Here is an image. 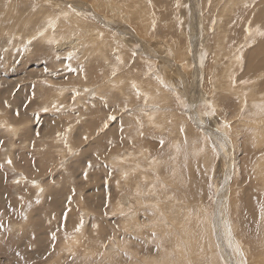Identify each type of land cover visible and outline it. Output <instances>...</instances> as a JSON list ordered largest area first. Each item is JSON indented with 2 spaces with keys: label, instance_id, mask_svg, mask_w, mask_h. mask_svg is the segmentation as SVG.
Here are the masks:
<instances>
[{
  "label": "rangeland",
  "instance_id": "obj_1",
  "mask_svg": "<svg viewBox=\"0 0 264 264\" xmlns=\"http://www.w3.org/2000/svg\"><path fill=\"white\" fill-rule=\"evenodd\" d=\"M232 1L0 0V162L13 161L0 171V264H17V252L29 264H264V104L252 103L264 98V36L245 32L259 26L249 15L260 0ZM206 101L215 116L202 115ZM33 179L46 188L39 204ZM182 209L191 214L179 221Z\"/></svg>",
  "mask_w": 264,
  "mask_h": 264
},
{
  "label": "snow or ice",
  "instance_id": "obj_2",
  "mask_svg": "<svg viewBox=\"0 0 264 264\" xmlns=\"http://www.w3.org/2000/svg\"><path fill=\"white\" fill-rule=\"evenodd\" d=\"M68 7L70 8L71 5H68ZM50 23H51V21H50ZM154 26L155 25L153 24V27ZM245 32L248 35H252L253 33H255L256 35L264 36V31H261L260 26H257L256 28H246ZM39 35H42V33H40ZM35 38L36 37H33V39H35ZM136 47L138 48L139 46L137 45ZM138 54H139L138 51L133 50L131 52V57L134 59ZM116 60H117V62L119 64H124L125 63L124 61H122L120 59L119 56H116ZM45 71H47V69H45ZM112 75L113 76L116 75V70L115 69H113ZM156 79L158 80V82L163 84V81L160 80L159 77H156ZM131 88L135 92L136 97L139 99L141 97L142 93L139 91V89H138V87H137L135 82L131 83ZM84 91L87 92L89 90L88 89H84ZM77 95H79V92L73 90L72 99L75 100ZM146 100H147V98L145 97V102H146ZM177 100L179 101V98H177ZM5 103H7V102H5ZM105 106H107V105H105ZM62 107H63V105H59V107H58L55 103L52 104V108L55 109L56 111H59V109L62 108ZM185 107H187V106L185 105ZM204 108H205V110L202 112L203 116H205V117L215 116L216 112H215V109H214V107H213L211 102L206 101L205 105H204ZM41 111L42 112H48L49 109L47 107H43L41 109ZM123 111H125L127 113H131L132 110L129 109L125 105ZM141 111H143V109H141ZM16 115L19 116V112H17ZM35 116H36V120L39 121V114H35ZM116 118L117 117L115 115H108L107 121H114V120H116ZM137 122L139 123V121H137ZM201 123H203V121H201ZM108 126H109V124L107 122H105L103 124V128L101 129V131L104 128H107ZM222 126L224 128H229L230 124L225 120V121H222ZM0 127H3V125H0ZM141 127H142V125H141ZM69 130L70 129H66L65 131H69ZM121 131H123V129H121ZM180 131H181V133H183V131H184L183 126H181ZM216 132L219 133L220 129L219 128L216 129ZM36 135H37V137L40 135L39 131L36 132ZM57 135H59V133ZM140 135L141 136L144 135L143 131H140ZM84 139L87 140L88 137L85 136ZM228 142H229L228 141V136L225 133L220 139V147L223 148L224 145L226 143H228ZM109 143H111V141H109ZM160 143H161V145H163V143H164L163 139L160 140ZM3 144H4V141L0 140V145H3ZM65 147H67V139H66V137H65ZM213 152H215V147H213ZM69 154H72V150L71 149H69ZM61 163H63V162H61ZM12 164H13V161H12V159L10 157L5 158L3 162H0V171H2L4 169L5 165H8L9 167H11ZM88 167H92L91 162H89ZM13 171H14V169H13ZM84 177H85V179H87V171L84 172ZM25 181H27V178H25ZM13 182L15 184H20V180L19 179H15ZM30 183H31L32 187L39 188V185L37 184V181L35 179L31 180ZM209 188H211V185H209ZM39 192H43V188H39ZM17 199L21 203H23V201H24V197L23 196H18ZM209 199H212L211 195L209 196ZM68 200L70 202L71 201V197H69ZM36 203L39 204L40 200L37 199ZM220 203H221V217H222L223 216V202H220ZM29 207H31V203H29ZM7 209H8L9 212L15 211V209L10 204L7 206ZM0 215H2V213H0ZM21 215L23 216L24 214L21 213ZM121 215H123V213H121ZM52 218L55 219V215H53ZM62 218L64 220H67V218H68V210L67 209L62 212ZM24 219H27V216H24ZM224 223H225V233H226V236L228 238V248L231 249L233 252H235L236 255L242 257L243 256V252L241 250L240 244L238 242H235L234 239H233L231 225L227 221H225ZM83 226H84V221H83V218H81L80 222L77 225H75L74 231L79 232ZM61 227H64V225H61ZM92 228H93V230H95L97 228V225L93 224ZM4 230H5L4 225L2 223H0V232H2ZM8 230L10 231V229H8ZM152 235L154 237L155 233H152ZM55 239H56V234L52 233V240L55 241ZM105 247H106V245H105ZM216 247L219 248V245H217ZM124 255H127V253L125 252ZM16 256H17V264H20V262H23V264H29V261H27L19 252L16 253ZM220 259L223 262V264H234L233 259H232L231 256H228L227 258L222 256ZM237 264H246V262L245 261H239V262H237Z\"/></svg>",
  "mask_w": 264,
  "mask_h": 264
},
{
  "label": "bare ground",
  "instance_id": "obj_3",
  "mask_svg": "<svg viewBox=\"0 0 264 264\" xmlns=\"http://www.w3.org/2000/svg\"><path fill=\"white\" fill-rule=\"evenodd\" d=\"M231 2H233L232 0H230ZM244 2V1H243ZM247 3H249V0L247 1V2H245L244 4L245 5H247ZM252 3V2H251ZM258 4L256 5V9L258 8V9H260V12L258 13V14H256V15H249V17L250 18H254L255 20H257V22H254V23H258V25L260 26V23H261V25H262V29L264 30V0H260V2H257ZM65 10H63V12H64ZM110 17V16H109ZM111 18V17H110ZM83 29V28H82ZM73 30V29H72ZM78 32H80V30L78 31ZM84 33V32H83ZM83 35V34H82ZM87 35V34H86ZM79 39V38H78ZM78 41V40H77ZM143 42V41H142ZM147 47V46H146ZM263 49H264V45H263ZM236 62H238V60H236ZM255 66H256V70H257V88H258V90L259 91H262L260 94H259V97L261 96L262 97V93L264 92V50H263V52L261 53V54H259L258 56H257V59H256V64H255ZM176 67L178 68V66L176 65ZM181 68V67H180ZM182 73V72H181ZM171 74H172V72H171ZM181 79V78H180ZM185 82V81H184ZM260 85H263V88H260ZM121 91H122V95L124 96V98H125V100H128V101H133V92H131V90L129 89V88H127V87H125L124 89H122L121 88ZM256 93V92H255ZM262 94V95H261ZM262 102H260V103H258V102H254V101H252V103L254 104H264V98L262 97ZM129 103V102H128ZM131 103V102H130ZM213 117H211V119H212ZM199 120H201V119H199ZM210 120V119H209ZM205 121V120H204ZM136 124H138V122L136 121ZM135 124V125H136ZM201 124V123H200ZM208 124V123H207ZM206 124V125H207ZM256 124V123H255ZM254 124V125H255ZM206 125H205V127H206ZM255 128V127H254ZM212 133H213V130H212ZM219 135V134H218ZM103 154V153H102ZM197 156V155H196ZM232 158H233V156L231 157V155H229V158L227 159V156H225V157H222V159L224 160L223 161V163H227V165H226V168L227 169H229V171L230 170H232V166L233 165H235L233 162L235 161L234 159V161L232 160ZM196 159V158H195ZM199 159V158H198ZM201 160V159H200ZM203 160V159H202ZM201 160V161H202ZM235 163H237V162H235ZM251 167H253L252 165H251ZM225 168V169H226ZM263 168H264V164H263ZM124 170V169H123ZM193 171V170H192ZM241 173V172H240ZM258 177H260V175L258 174ZM263 178H264V176H263ZM198 180V179H197ZM201 183V182H200ZM37 184L39 185V183L37 182ZM187 184H188V186L190 187V188H195L196 186H195V184L193 183V186L191 187L190 185H189V181H187ZM39 188H43V192H39ZM39 188H37V199H39L40 201H43L44 200V198H45V193H46V188L45 187H40L39 186ZM200 188V186L199 187H196L195 189H199ZM245 189H249V190H251L250 189V187H246ZM200 190V189H199ZM190 196H192V202L191 203H193L194 205H191V204H189L190 205V208L191 209H196L197 207V204H199V205H201L200 203H196V205H195V203H194V199H195V201H197V202H201V201H198V198H196V196H195V194L194 193H192V195H190ZM181 199V198H180ZM183 200V199H182ZM220 201V200H219ZM226 201H228V200H226L225 199V202ZM225 202H223V204L225 203ZM31 203V202H30ZM186 203V202H185ZM215 203H216V201H215ZM227 204V203H226ZM204 205V204H203ZM216 205V204H215ZM35 205H33V204H31V207L30 208H33ZM220 206V205H219ZM209 207V206H208ZM169 209H170V207H168ZM200 208V207H199ZM203 207H201V209H202ZM218 209V208H217ZM216 209V210H217ZM219 209H221V207L219 208ZM202 211V210H201ZM206 211H207V209H206ZM183 212H185V215H187L188 213H190L191 214V211H190V209H188L187 211L186 210H183L182 209V211H181V217H179L178 218V220L180 221V219H182V217H183ZM206 213V212H205ZM204 216H205V214H204ZM211 217V216H210ZM212 218V217H211ZM204 219H206V218H204ZM206 221V220H205ZM207 222H208V224H206L204 221L203 222H201V224H206V226H208V228L206 229V230H208L209 229V231L211 232V222H210V219H207ZM13 223V222H12ZM204 224V225H205ZM12 225H15V227H14V229H15V231H19L20 229H21V227H22V225H20V226H17L15 223L14 224H12ZM200 227V226H199ZM199 227H198V229H199ZM200 228H202V226L200 227ZM214 228H216L215 226H214ZM218 229H220V231H221V228H218ZM202 230V229H201ZM200 231V230H199ZM218 231V230H217ZM216 231V232H217ZM197 232L198 231H194V234H192V238H191V240H193L194 241V238L196 237V239L198 240V238L200 237L198 234H197ZM207 232V231H206ZM223 232V231H222ZM217 233H219V232H217ZM82 233H79V232H77V234H75V236L73 237V238H80L82 235H81ZM223 234V233H222ZM161 234H159V236H160ZM208 235H210V233L208 234ZM161 236H163V235H161ZM1 235H0V239H1ZM260 237V236H259ZM163 238V237H162ZM164 239V238H163ZM163 239H161L160 238V240H163ZM220 239V238H219ZM259 239V238H258ZM263 239V238H262ZM261 240V239H260ZM1 241V240H0ZM262 241V240H261ZM261 241L259 242V243H261ZM263 241H264V239H263ZM263 241H262V244H263ZM168 242V241H167ZM165 243V245L167 244L166 242H164ZM258 243V246H260L261 244H259ZM200 245V244H199ZM254 245H256V244H254ZM202 246V245H201ZM257 246V247H258ZM261 246H264V245H261ZM14 247V246H13ZM204 247V246H203ZM205 247H207V246H205ZM254 248H255V246H254ZM260 248V247H259ZM196 249V248H195ZM163 250H165V247L163 248ZM258 251H259V249H258ZM200 252V251H199ZM198 253V252H197ZM201 253V252H200ZM225 254V253H224ZM199 255V254H198ZM216 257V256H215ZM217 259V258H216ZM222 262V261H221ZM223 264V263H222Z\"/></svg>",
  "mask_w": 264,
  "mask_h": 264
}]
</instances>
